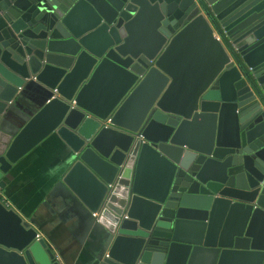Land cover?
<instances>
[{"label": "water", "instance_id": "obj_1", "mask_svg": "<svg viewBox=\"0 0 264 264\" xmlns=\"http://www.w3.org/2000/svg\"><path fill=\"white\" fill-rule=\"evenodd\" d=\"M30 85L47 99L0 149V190L55 133L106 264H264V0H0V146ZM0 264H61L1 195Z\"/></svg>", "mask_w": 264, "mask_h": 264}, {"label": "crops", "instance_id": "obj_2", "mask_svg": "<svg viewBox=\"0 0 264 264\" xmlns=\"http://www.w3.org/2000/svg\"><path fill=\"white\" fill-rule=\"evenodd\" d=\"M213 38L222 44L219 52L209 51L210 61L221 62L229 53L228 41L211 23ZM188 40V39H187ZM201 39L178 41L173 48L182 53L184 67L191 75L204 63ZM224 52V53H223ZM219 55L215 56L214 54ZM211 68V64L209 63ZM29 86L7 114V135L1 136L0 149L47 99ZM73 163V155L58 137L52 134L19 161L6 175V188L0 195L5 203L29 221L57 253L61 264H106L112 237L100 226L94 215L64 184L63 177Z\"/></svg>", "mask_w": 264, "mask_h": 264}, {"label": "built area", "instance_id": "obj_3", "mask_svg": "<svg viewBox=\"0 0 264 264\" xmlns=\"http://www.w3.org/2000/svg\"><path fill=\"white\" fill-rule=\"evenodd\" d=\"M110 119H108V121L106 122V125L109 126L110 125ZM7 205V207H10V205L8 203H5Z\"/></svg>", "mask_w": 264, "mask_h": 264}, {"label": "rangeland", "instance_id": "obj_4", "mask_svg": "<svg viewBox=\"0 0 264 264\" xmlns=\"http://www.w3.org/2000/svg\"><path fill=\"white\" fill-rule=\"evenodd\" d=\"M4 189H1V191H3Z\"/></svg>", "mask_w": 264, "mask_h": 264}]
</instances>
